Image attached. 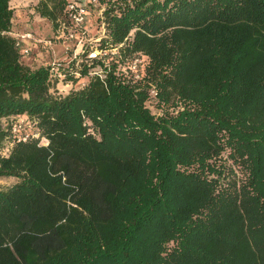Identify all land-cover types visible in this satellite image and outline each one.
<instances>
[{"label":"trees","instance_id":"16d2710c","mask_svg":"<svg viewBox=\"0 0 264 264\" xmlns=\"http://www.w3.org/2000/svg\"><path fill=\"white\" fill-rule=\"evenodd\" d=\"M100 1L54 69L0 0V264H264V0Z\"/></svg>","mask_w":264,"mask_h":264},{"label":"rangeland","instance_id":"374dc122","mask_svg":"<svg viewBox=\"0 0 264 264\" xmlns=\"http://www.w3.org/2000/svg\"><path fill=\"white\" fill-rule=\"evenodd\" d=\"M37 0H10V6L13 9V28L14 35H20L25 32H30L32 34L31 38L24 40V47L28 48V54H25L23 59L31 65H52V62L57 59H62L67 53H65V48L71 46L70 43L73 41L65 40L64 38L58 40L56 38L57 30L54 38H50L52 33L51 22L44 17H41L36 11ZM103 6V4H102ZM98 16L97 11L91 13L90 17H87V25L89 35L84 40V44L87 45V49L90 50L102 37L103 31L101 30V24L96 25V17ZM92 37V39H88ZM65 42V43H64ZM79 48L76 46L68 53L67 60L62 64V67L71 65L74 63L75 67L79 66L81 62L83 53L79 52ZM75 53V56L72 53ZM71 55V56H70ZM81 55V56H79ZM100 55H97L99 57ZM96 57V58H97ZM124 69V68H123ZM77 75V74H76ZM66 82V81H65ZM64 80L60 82L61 90L65 91L71 86V83H65ZM0 128L4 129L5 123L4 119L0 122ZM9 140L7 137H1L0 140V153L7 154L9 148L7 147ZM15 181L13 177H5L0 179V188L6 187Z\"/></svg>","mask_w":264,"mask_h":264},{"label":"built area","instance_id":"2783aa9c","mask_svg":"<svg viewBox=\"0 0 264 264\" xmlns=\"http://www.w3.org/2000/svg\"><path fill=\"white\" fill-rule=\"evenodd\" d=\"M92 10L97 11L98 17L102 20L104 5L102 6V2L100 0H65L64 12L66 14L67 21L61 22L57 27L58 35L56 38H58V40L64 38L66 41H73V43H70L71 46L64 49L67 54L61 60L57 59L52 62V68L58 69L59 67H62V64L68 58V53L76 46L79 48V52H87V58H96L97 55H100L101 52L99 50L92 49V47L88 50L87 45L84 44V40L89 35L87 17H90L91 13H93ZM101 30L104 35L103 22H101ZM31 37L32 34L30 32L17 35V45L23 44L24 40ZM88 39L90 40L92 37ZM22 51L24 54H28V48L26 46H23ZM72 54L75 56L74 52Z\"/></svg>","mask_w":264,"mask_h":264}]
</instances>
